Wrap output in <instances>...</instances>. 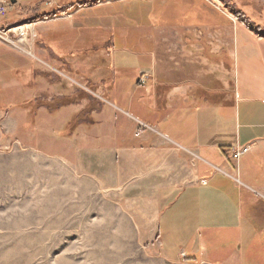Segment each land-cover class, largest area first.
<instances>
[{"label": "crops", "instance_id": "crops-1", "mask_svg": "<svg viewBox=\"0 0 264 264\" xmlns=\"http://www.w3.org/2000/svg\"><path fill=\"white\" fill-rule=\"evenodd\" d=\"M200 24L164 26L162 41L148 36L151 48L142 54L109 52L108 62L98 55L106 71L95 66L89 77L100 85L89 92L98 109L86 111L72 135L56 138L66 152L32 163L35 185L50 188L36 211L63 210L68 218L94 208L98 225L114 227L129 219L135 239L156 242L169 264H264V42L256 41L263 44L259 73L236 88L232 68L193 45ZM58 31L51 29L50 49L61 58ZM179 31L193 35L189 46ZM76 58L67 60L89 64ZM126 70L135 74L122 80ZM90 104L73 102L52 120L68 124ZM244 148L234 160L232 152Z\"/></svg>", "mask_w": 264, "mask_h": 264}, {"label": "rangeland", "instance_id": "rangeland-1", "mask_svg": "<svg viewBox=\"0 0 264 264\" xmlns=\"http://www.w3.org/2000/svg\"><path fill=\"white\" fill-rule=\"evenodd\" d=\"M67 21L79 27H66ZM199 23V43L193 45L202 47V56L232 68L236 88L252 82L263 47L256 41L264 42V0H0V264H169L156 242L135 239L129 219L117 227L98 225L94 200L90 212L74 209L68 218L63 210L36 211L50 188L35 185L32 163L46 165L50 158L41 154L66 152L56 138L72 135L89 118L86 111L98 109L89 94L100 90L89 78L95 66L104 69L98 55L108 62L109 52L142 54L151 48L148 36L162 41L164 26ZM210 24L220 28L211 31ZM56 27L53 44L65 59L50 49ZM19 28L27 38L20 39ZM176 35L190 45L188 31ZM76 57L89 64L70 63ZM134 74L122 71V80ZM66 91L71 96L60 98ZM85 98L90 106L71 122L59 127L52 120L61 108Z\"/></svg>", "mask_w": 264, "mask_h": 264}, {"label": "built area", "instance_id": "built-area-1", "mask_svg": "<svg viewBox=\"0 0 264 264\" xmlns=\"http://www.w3.org/2000/svg\"><path fill=\"white\" fill-rule=\"evenodd\" d=\"M17 33H18L20 39H25L28 36L27 32L24 29H22V28L17 29ZM247 152H248V148H244V149H241V150H234L232 152V158L234 160H238L243 154H245Z\"/></svg>", "mask_w": 264, "mask_h": 264}, {"label": "water", "instance_id": "water-1", "mask_svg": "<svg viewBox=\"0 0 264 264\" xmlns=\"http://www.w3.org/2000/svg\"><path fill=\"white\" fill-rule=\"evenodd\" d=\"M13 3H15V1H12Z\"/></svg>", "mask_w": 264, "mask_h": 264}]
</instances>
